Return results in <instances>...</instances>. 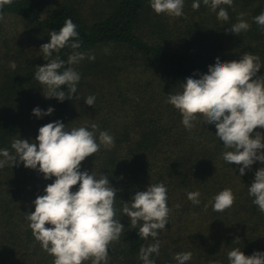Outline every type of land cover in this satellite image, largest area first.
<instances>
[{"label": "trees", "instance_id": "trees-1", "mask_svg": "<svg viewBox=\"0 0 264 264\" xmlns=\"http://www.w3.org/2000/svg\"><path fill=\"white\" fill-rule=\"evenodd\" d=\"M192 3L184 0L182 17L156 14L151 0H13L0 9V149L12 152L15 138L35 141L38 129L56 120L68 130L95 123L114 137L113 148L101 147L80 169L97 178L107 175L119 189L115 218L125 230L109 245L107 264H143L141 247L155 241L139 237L140 225L131 227L121 202L161 182L171 211L165 231L157 237L159 255L150 257L155 264H177L175 254L185 251L192 252L186 264H229L227 253L234 247L246 256L264 252V213L248 194L256 170L264 164L256 161L240 176V166L223 159L230 149L215 135V125L203 123L198 114L188 130L180 112L166 102L168 94L182 91L185 78L198 79L196 74L206 73L217 57L223 62L238 61L245 52L258 55L262 67L257 76H264V28L253 20L264 12V0H233L231 7L223 6L227 22L218 20L202 0L198 10ZM240 13L249 30L226 33ZM68 18L77 25L81 41L76 51L94 54L95 59L74 66L81 79L73 97L79 99L60 102L44 97L34 75L36 66L46 63L40 46ZM72 51L66 47L56 55L67 61ZM89 95L96 97L93 106L84 102ZM35 107L54 111L37 118L32 114ZM255 131L264 135V129ZM54 179H43L23 162L0 169V264H54L26 218L34 211V199L44 195ZM225 188L234 193V203L214 212L210 201ZM192 191L200 192L199 205L187 199ZM236 237L239 243L233 241ZM83 264H91V259Z\"/></svg>", "mask_w": 264, "mask_h": 264}, {"label": "clouds", "instance_id": "clouds-1", "mask_svg": "<svg viewBox=\"0 0 264 264\" xmlns=\"http://www.w3.org/2000/svg\"><path fill=\"white\" fill-rule=\"evenodd\" d=\"M12 3L13 0H0V9ZM202 3L216 13L218 20H229V13L223 6L231 7L233 0H202ZM200 5L201 0H193L192 9L198 10ZM151 7L156 14L184 15V0H151ZM243 17L244 13H240L238 22L225 32L240 35L248 31L250 24ZM0 20H3L2 12ZM253 20L264 28V12ZM49 36V42L40 46L46 63L36 66L34 78L43 86L46 99L55 98L60 102L79 99L76 95L73 97L81 79L74 66L85 58L93 61L95 56L76 51L81 41L77 25L71 18L66 19L58 31L49 32ZM66 47L73 50L67 61L56 55ZM11 67L15 68L14 62ZM261 67L260 57L247 52L241 54L238 61L222 62L217 57L206 73H197L198 79L185 78L182 91L167 95L166 102L180 112L181 123L186 129L195 126L198 114L203 117V123L215 125V135L224 148L230 149L222 154L223 159L240 166V176L256 161L264 164V135L254 132L257 128L264 129V76H257ZM95 99V95H89L84 102L93 106ZM53 111L52 107L46 110L35 107L32 114L42 118ZM114 146V137L108 131L100 130L98 124L68 130L66 124L56 120L40 127L35 141L15 138L11 143L12 152L0 149V169L19 166L23 162L25 168L42 173L43 179L55 178L45 187L44 195L37 196L32 202L34 211L26 214L35 240L54 256V264H83L89 259L91 264H107L109 245L123 235L125 226L115 218L114 208L119 189L110 184L107 175L101 174L97 178L88 170H80L86 157L97 153L101 147L110 150ZM77 184V190L71 191ZM248 194L264 213V167L256 170ZM200 195L199 191H192L187 193V199L193 205H199ZM234 200L232 190L225 188L210 203L214 212H224L232 207ZM121 203L122 215L129 218L131 227L140 225L139 237H151L155 241L140 249L143 264H155L150 257L153 253L159 255L157 237L165 231L171 211L167 206L166 186L162 182L149 184L146 190L135 192L130 202ZM207 207L205 205V210ZM233 241L239 243L240 239L236 237ZM227 258L229 264H264V252L255 251L246 256L239 247L232 248ZM174 259L177 264H186L192 259V252L176 253Z\"/></svg>", "mask_w": 264, "mask_h": 264}]
</instances>
